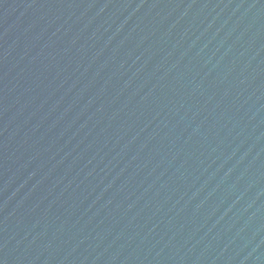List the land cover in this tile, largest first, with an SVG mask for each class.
I'll list each match as a JSON object with an SVG mask.
<instances>
[{
    "label": "water",
    "instance_id": "95a60500",
    "mask_svg": "<svg viewBox=\"0 0 264 264\" xmlns=\"http://www.w3.org/2000/svg\"><path fill=\"white\" fill-rule=\"evenodd\" d=\"M0 264H264V0H0Z\"/></svg>",
    "mask_w": 264,
    "mask_h": 264
}]
</instances>
